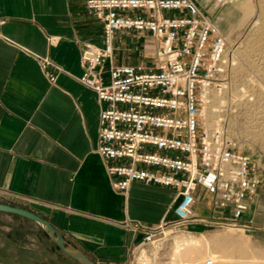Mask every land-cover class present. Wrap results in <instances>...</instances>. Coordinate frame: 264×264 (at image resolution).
Here are the masks:
<instances>
[{
  "label": "crops",
  "instance_id": "1",
  "mask_svg": "<svg viewBox=\"0 0 264 264\" xmlns=\"http://www.w3.org/2000/svg\"><path fill=\"white\" fill-rule=\"evenodd\" d=\"M195 1L203 10L201 0ZM208 3L203 11L222 31L220 3ZM0 19V203L47 220L70 248L93 262H127L143 235L125 223L154 227L171 219L176 192L133 182L123 194L111 186L97 152L103 104L78 80L85 44H103L102 21L89 12L86 0H0ZM129 34L141 38L130 42ZM50 37L57 39L53 46ZM122 38L144 56L156 52L150 36L117 33L116 63L154 65L119 55ZM42 59L60 70L43 68ZM210 208V196L200 190L195 211L208 215ZM47 242L38 223L0 211V262H52L56 250Z\"/></svg>",
  "mask_w": 264,
  "mask_h": 264
},
{
  "label": "built area",
  "instance_id": "2",
  "mask_svg": "<svg viewBox=\"0 0 264 264\" xmlns=\"http://www.w3.org/2000/svg\"><path fill=\"white\" fill-rule=\"evenodd\" d=\"M86 7L102 21L103 44H85L78 80L103 104L97 152L111 186L123 194L133 182L176 192L171 219L126 227L141 233L145 246L167 229L204 222L195 211L203 190L219 224L248 228L243 221L261 186L260 167L223 125H209L204 116L211 92L226 87L228 37L195 0H86ZM117 33L150 36L154 65L116 63ZM41 65L53 64L42 59Z\"/></svg>",
  "mask_w": 264,
  "mask_h": 264
},
{
  "label": "rangeland",
  "instance_id": "3",
  "mask_svg": "<svg viewBox=\"0 0 264 264\" xmlns=\"http://www.w3.org/2000/svg\"><path fill=\"white\" fill-rule=\"evenodd\" d=\"M208 1L201 0L203 10L209 7ZM238 1L235 7L225 0H215L220 3L218 13L225 16V26L221 28L228 37L230 49L225 67L226 87L211 95L207 103V117L204 115L209 123L223 125L260 167L261 186L243 221L248 228L219 224L221 220L216 214L214 216L210 208L208 215H200L204 222H192L179 231L167 229L155 245H139L127 262L113 263L91 261L82 252L70 248L63 237L65 247L83 254L91 264H205L211 255L218 257V264L242 256L241 260L264 263V0ZM132 36L129 34L130 42L141 38ZM124 38L118 47L119 55L130 60H142L151 66L154 55L144 56L143 52L133 47V43L127 46ZM202 202L208 205L204 199ZM38 224L45 229L56 250L53 256L55 260L1 264H86L65 253L57 244L56 236H51L44 225ZM50 242L45 245L51 246ZM237 246H241V249ZM178 248L180 256L175 253Z\"/></svg>",
  "mask_w": 264,
  "mask_h": 264
},
{
  "label": "water",
  "instance_id": "4",
  "mask_svg": "<svg viewBox=\"0 0 264 264\" xmlns=\"http://www.w3.org/2000/svg\"><path fill=\"white\" fill-rule=\"evenodd\" d=\"M0 211L17 214V215L29 218L31 220H34L44 225L51 236L53 237L56 236L57 244L65 253L83 260L86 264H91L90 261L83 254L79 252H74L73 250H70L69 248L65 247V243H64L65 241H64L62 234H60L51 223H49L47 220L43 219L42 217L38 216L37 214L29 210H26L24 208L14 207V206H10L7 204H1V203H0Z\"/></svg>",
  "mask_w": 264,
  "mask_h": 264
},
{
  "label": "bare ground",
  "instance_id": "5",
  "mask_svg": "<svg viewBox=\"0 0 264 264\" xmlns=\"http://www.w3.org/2000/svg\"><path fill=\"white\" fill-rule=\"evenodd\" d=\"M215 92H217V91H212L211 92V94H210V96L206 99V105H205V108H204V113H205V115H206V117H207V103L209 102V98L211 97V95L213 94V93H215ZM204 115V116H205ZM206 119V118H205ZM206 123L207 124H209V125H215V124H217V123H209L208 121H207V119H206ZM237 248H239V249H241V246H237ZM175 253L177 254V255H179L180 256V249L178 248V249H176V251H175ZM244 256H242V257H239V258H237V259H234L233 261H231V262H227V263H225V264H264L263 262L261 263V262H255V261H249V260H247V261H245V260H241L242 258H243ZM211 259L213 260V264H215V263H217L218 264V257L217 256H215V255H211ZM207 261V260H206ZM205 261V262H206ZM204 262V263H205ZM182 264H193V262H186V263H182Z\"/></svg>",
  "mask_w": 264,
  "mask_h": 264
}]
</instances>
